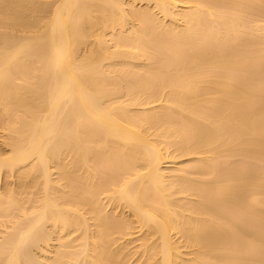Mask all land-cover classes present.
Listing matches in <instances>:
<instances>
[{
	"label": "bare ground",
	"instance_id": "bare-ground-1",
	"mask_svg": "<svg viewBox=\"0 0 264 264\" xmlns=\"http://www.w3.org/2000/svg\"><path fill=\"white\" fill-rule=\"evenodd\" d=\"M0 264H264V0H0Z\"/></svg>",
	"mask_w": 264,
	"mask_h": 264
}]
</instances>
